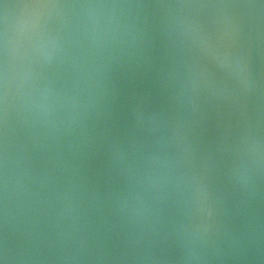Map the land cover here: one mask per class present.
Masks as SVG:
<instances>
[{
    "label": "water",
    "instance_id": "obj_1",
    "mask_svg": "<svg viewBox=\"0 0 264 264\" xmlns=\"http://www.w3.org/2000/svg\"><path fill=\"white\" fill-rule=\"evenodd\" d=\"M0 264H264V0H0Z\"/></svg>",
    "mask_w": 264,
    "mask_h": 264
}]
</instances>
